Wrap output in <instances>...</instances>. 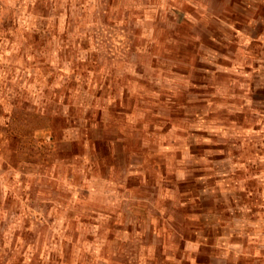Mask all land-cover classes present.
Returning a JSON list of instances; mask_svg holds the SVG:
<instances>
[{
    "label": "rangeland",
    "instance_id": "1",
    "mask_svg": "<svg viewBox=\"0 0 264 264\" xmlns=\"http://www.w3.org/2000/svg\"><path fill=\"white\" fill-rule=\"evenodd\" d=\"M0 264H264V0H0Z\"/></svg>",
    "mask_w": 264,
    "mask_h": 264
}]
</instances>
